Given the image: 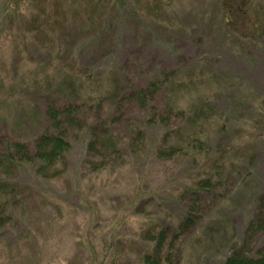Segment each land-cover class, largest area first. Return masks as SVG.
I'll return each mask as SVG.
<instances>
[{
	"label": "rangeland",
	"instance_id": "374dc122",
	"mask_svg": "<svg viewBox=\"0 0 264 264\" xmlns=\"http://www.w3.org/2000/svg\"><path fill=\"white\" fill-rule=\"evenodd\" d=\"M223 1L120 0L101 19L109 27L102 24V31L93 37L84 34L92 42L81 38L77 28L69 32L78 44L83 41L75 48L82 73H96L86 92L103 89L110 72L119 74L123 83L144 85L160 70L177 71L179 81L191 85L190 91L180 92V105L188 108L205 95L216 107L215 124L225 123L229 133L214 135L216 126L208 128L214 157L203 165L156 159L147 146L143 155L92 170L96 159L88 155L79 134L71 140L61 177L43 181L25 167L14 177L1 175L21 189L14 198H0L6 212L0 230V264H140L139 252L149 251L151 245L143 234L154 226L176 227L191 207L190 199L180 198L183 189L204 177L214 162L241 168V162L248 163L249 152L254 161L245 179L233 177L215 196H203L209 214L180 239V264H221L234 247H242L258 195L264 192V125L257 124V119L264 120L260 116L264 114V28L253 30L251 20L240 14L232 16L234 23H227ZM250 3L264 8L262 0ZM59 46L61 55L70 53L66 45ZM1 61L0 140H23L40 129L30 124H43L38 122L43 104L36 95L15 89L22 81L11 78V64L2 66ZM2 69L8 79L1 78ZM36 81L44 90V77ZM162 98L158 96V104ZM128 115L139 114L131 108ZM150 134L153 141L160 138L154 130ZM5 148L0 146V154ZM246 245L248 256L255 257L263 238L256 236Z\"/></svg>",
	"mask_w": 264,
	"mask_h": 264
},
{
	"label": "trees",
	"instance_id": "16d2710c",
	"mask_svg": "<svg viewBox=\"0 0 264 264\" xmlns=\"http://www.w3.org/2000/svg\"><path fill=\"white\" fill-rule=\"evenodd\" d=\"M250 2L224 0L223 16L227 23H234L232 16L240 14L251 20L253 30L263 29L264 8L254 7ZM119 3L120 0H1L0 61L7 59V62L1 61L2 66L11 64V78L22 81L15 89L32 93L42 102L38 122L43 124H30V128L39 129L37 125L40 129L29 138L0 140V146L6 145L4 153L0 154V177L3 174L14 177L24 167L43 181L61 177L65 159L71 151V140L79 134L83 135L88 155L96 159L92 170L97 171L109 167L110 163L143 155L148 151L147 146L156 159L166 161H202L203 165L214 157L208 128L216 126L214 135L216 132L229 133V129L225 123L215 124L216 107L201 93L199 95L203 96L192 99L188 108L180 105V92L190 91L191 85L180 82L177 71L160 70L154 74L156 76H149L144 85L123 83L119 74L110 72L103 89H97L96 93L86 92L96 81V73H82L75 48L83 46V41L81 39L78 44L69 32L77 28L81 38L96 36L102 31V24L109 27L101 21L102 17ZM61 43L70 53L61 55ZM42 55L46 57L44 62L39 60ZM33 56L37 58L34 60ZM30 66L32 70L28 71ZM3 69L1 78L8 79L10 75ZM49 73L53 74L51 79L47 76ZM40 76L46 80L44 90L36 81ZM34 90L49 93L42 96ZM159 95L163 97L160 104ZM131 108L137 109L139 115H128ZM257 124L264 125V120L257 119ZM152 130L158 133L159 139L152 140ZM245 157L248 163L241 162V168L231 163L226 167L214 162L204 177L199 176L196 183L183 189L180 198L190 199L191 207L182 214L176 227L154 226L143 234V240L151 245L149 251L146 248L139 252L140 264L181 263L180 239L196 229L209 214L202 204L203 196L209 193L215 196L214 192L228 187L233 177L245 179L254 161L249 152ZM241 169L247 171L241 173ZM20 189L0 178V198L20 194ZM3 210L0 206V230L6 221ZM256 236L263 238V246L255 257H249L246 244ZM221 264H264V192L258 195L255 214L248 223L242 247H234Z\"/></svg>",
	"mask_w": 264,
	"mask_h": 264
}]
</instances>
